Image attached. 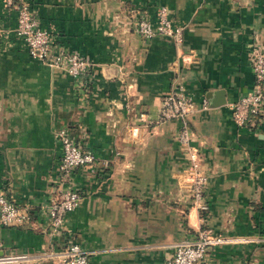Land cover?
Listing matches in <instances>:
<instances>
[{"label":"crops","instance_id":"1","mask_svg":"<svg viewBox=\"0 0 264 264\" xmlns=\"http://www.w3.org/2000/svg\"><path fill=\"white\" fill-rule=\"evenodd\" d=\"M25 1L53 45L90 61L95 76L85 96L64 70L33 59L0 0V190L31 215L27 226L0 227V256L63 264L70 236L90 264H168L177 242L207 228L235 241L209 249L202 264H264V122L240 128L231 119V104L253 88L264 0ZM159 6L184 26L181 45L135 32L143 15L156 22ZM172 89L197 105L190 122L208 176L205 213L181 177L179 124L156 123ZM216 92L223 103L214 106ZM60 127L98 163L73 172L70 185L84 195L57 235L42 206L58 195Z\"/></svg>","mask_w":264,"mask_h":264},{"label":"built area","instance_id":"2","mask_svg":"<svg viewBox=\"0 0 264 264\" xmlns=\"http://www.w3.org/2000/svg\"><path fill=\"white\" fill-rule=\"evenodd\" d=\"M3 6L16 13L14 32L23 41L29 55L51 67L64 70L87 96L94 82V65L79 53L54 46L49 32L40 26L29 2L3 0ZM134 30L145 40L161 36L172 39L176 45H181L183 41L184 26L171 22L165 6L157 8L154 24L143 15L136 21ZM250 60L253 88L231 104V119L240 128H257L264 122V46L251 50ZM208 100V96L203 99L200 106L202 109L208 107ZM196 110L197 105L192 98L183 94L180 89H172L161 99L156 123L176 121L179 124L176 137L186 160L181 177L188 186L190 205L200 213H205L209 209L205 195L208 176L203 167L200 150L194 144L190 122V116ZM53 137L60 144L62 152L56 167L59 189L57 197L42 207L46 211L49 233L62 235L66 216L79 205L84 195L83 191L71 187V176L77 168L93 166L98 163V159L92 150L73 141L66 127L54 130ZM29 209V206L17 204L5 190H0V227L29 225ZM234 241L232 237L201 228L194 239L175 244L168 264H202L209 249ZM61 255L63 264H90L89 254L70 236H67ZM21 258L24 256H0V264H10Z\"/></svg>","mask_w":264,"mask_h":264},{"label":"water","instance_id":"3","mask_svg":"<svg viewBox=\"0 0 264 264\" xmlns=\"http://www.w3.org/2000/svg\"><path fill=\"white\" fill-rule=\"evenodd\" d=\"M222 94H223V92L214 93V97H213V99H211L212 105L217 106V105H220L223 103V98L220 97V96H222Z\"/></svg>","mask_w":264,"mask_h":264}]
</instances>
